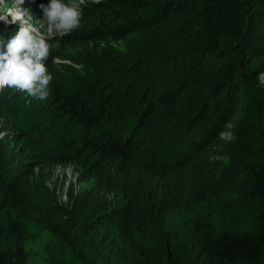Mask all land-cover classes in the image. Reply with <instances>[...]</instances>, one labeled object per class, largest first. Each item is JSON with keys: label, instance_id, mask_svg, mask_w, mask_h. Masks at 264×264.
<instances>
[{"label": "trees", "instance_id": "1", "mask_svg": "<svg viewBox=\"0 0 264 264\" xmlns=\"http://www.w3.org/2000/svg\"><path fill=\"white\" fill-rule=\"evenodd\" d=\"M49 43L45 100L0 91V264H264V0L89 2Z\"/></svg>", "mask_w": 264, "mask_h": 264}, {"label": "clouds", "instance_id": "2", "mask_svg": "<svg viewBox=\"0 0 264 264\" xmlns=\"http://www.w3.org/2000/svg\"><path fill=\"white\" fill-rule=\"evenodd\" d=\"M102 1L50 0L46 5H39L43 13L40 17L28 0H12L7 8L2 7L3 0H0V45L7 44L6 50L0 52V91L12 89L45 100L53 79L46 64L53 48L49 41L79 27L84 5ZM35 20H39V27ZM56 58L52 56L53 63H57ZM5 133L0 131V138Z\"/></svg>", "mask_w": 264, "mask_h": 264}, {"label": "rangeland", "instance_id": "3", "mask_svg": "<svg viewBox=\"0 0 264 264\" xmlns=\"http://www.w3.org/2000/svg\"><path fill=\"white\" fill-rule=\"evenodd\" d=\"M88 0H86L87 2ZM12 0L4 1L3 0V8H7L11 6ZM3 21V20H1ZM39 20H35L34 22L36 23V27H39L38 24ZM121 47L123 46L122 42H118ZM121 48H113L112 51L119 52ZM55 62L61 63V62H69L66 59H59L56 58ZM76 69L80 70V67L75 65L73 66ZM82 70V69H81ZM259 82L261 85L264 86V72L259 75ZM26 96V93L24 94ZM223 138L226 140H231L232 139V131H226L222 133ZM75 180V173L73 170V167L71 165L62 167L58 166L55 167L54 170V176L52 181L49 183V188L50 190L55 192L56 198L59 202H65V189L66 186L69 185L70 181ZM81 187L80 184H76V188L79 189ZM34 237V236H33ZM45 242V239H44ZM27 248L30 250L32 256V260H34L37 264H46L45 259H44V253H43V248H42V239H38V237H34L33 239L31 237L28 238L27 240Z\"/></svg>", "mask_w": 264, "mask_h": 264}]
</instances>
